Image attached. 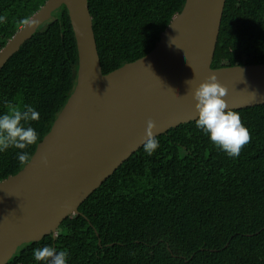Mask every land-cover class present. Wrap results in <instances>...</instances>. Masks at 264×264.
<instances>
[{
    "label": "trees",
    "instance_id": "trees-1",
    "mask_svg": "<svg viewBox=\"0 0 264 264\" xmlns=\"http://www.w3.org/2000/svg\"><path fill=\"white\" fill-rule=\"evenodd\" d=\"M47 0H0V50ZM185 0H88L103 74L152 51ZM37 28L0 70L6 103L31 105L38 143L73 93L78 57L66 8ZM264 64V0H226L211 68ZM251 134L229 158L195 127L156 137L131 155L65 219L56 238L20 245L6 264H36L33 249L66 250L68 264H264V104L234 110ZM0 153V182L27 163ZM100 242V243H98Z\"/></svg>",
    "mask_w": 264,
    "mask_h": 264
},
{
    "label": "water",
    "instance_id": "water-1",
    "mask_svg": "<svg viewBox=\"0 0 264 264\" xmlns=\"http://www.w3.org/2000/svg\"><path fill=\"white\" fill-rule=\"evenodd\" d=\"M225 1L185 0L152 51L107 74L88 0H47L7 41L0 70L63 5L78 70L73 93L30 161L0 182V264L20 245L55 239L61 223L79 215L80 205L143 146L149 120L156 137L195 121L191 93L210 75L227 89L223 99L233 110L264 104V64L211 68Z\"/></svg>",
    "mask_w": 264,
    "mask_h": 264
},
{
    "label": "clouds",
    "instance_id": "clouds-1",
    "mask_svg": "<svg viewBox=\"0 0 264 264\" xmlns=\"http://www.w3.org/2000/svg\"><path fill=\"white\" fill-rule=\"evenodd\" d=\"M0 16V23L5 21ZM25 24L28 20L24 21ZM242 72V70H240ZM190 83L186 81V84ZM192 99L196 113L195 127L205 134L214 147L224 152L229 158L239 157L242 148L251 140V134L241 121L240 113L230 108L225 99L227 89L216 81L215 75H210L206 82L200 83L192 90ZM7 111L0 114V153L10 148L19 149L16 158L22 164L27 163L31 156L27 151L29 146L36 145L39 137L29 122L38 121L40 113L31 105L5 102ZM155 124L147 122L143 144L148 156L159 147V141L154 135ZM42 163L46 161L42 160ZM68 252L54 247L43 246L33 249L32 257L36 264H68Z\"/></svg>",
    "mask_w": 264,
    "mask_h": 264
}]
</instances>
